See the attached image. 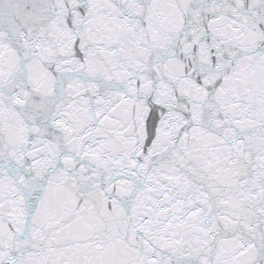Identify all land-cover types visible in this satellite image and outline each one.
I'll list each match as a JSON object with an SVG mask.
<instances>
[{
    "label": "snow or ice",
    "instance_id": "obj_1",
    "mask_svg": "<svg viewBox=\"0 0 264 264\" xmlns=\"http://www.w3.org/2000/svg\"><path fill=\"white\" fill-rule=\"evenodd\" d=\"M0 264H264V0H0Z\"/></svg>",
    "mask_w": 264,
    "mask_h": 264
}]
</instances>
